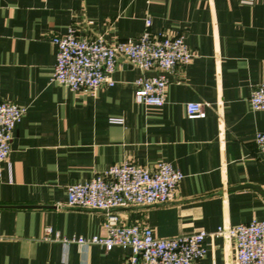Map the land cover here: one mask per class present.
I'll return each instance as SVG.
<instances>
[{"label": "crops", "instance_id": "crops-1", "mask_svg": "<svg viewBox=\"0 0 264 264\" xmlns=\"http://www.w3.org/2000/svg\"><path fill=\"white\" fill-rule=\"evenodd\" d=\"M147 17L152 33L182 34L193 51L166 72L162 105L136 100L141 69L123 55L114 83L94 93L52 79L53 34L73 24L79 35L132 40ZM261 81L264 0H0V99L26 108L10 168L0 163V264H129V247L63 241L106 232L104 211L64 204L66 186L123 160L168 161L184 176L167 202L117 207L120 223L169 237L264 218V157L254 141L264 108L249 101ZM187 101H203L206 115L188 117ZM205 242L196 264H235L231 240Z\"/></svg>", "mask_w": 264, "mask_h": 264}, {"label": "built area", "instance_id": "built-area-1", "mask_svg": "<svg viewBox=\"0 0 264 264\" xmlns=\"http://www.w3.org/2000/svg\"><path fill=\"white\" fill-rule=\"evenodd\" d=\"M252 4L254 0H240ZM145 19V29L132 40L107 41L101 33L92 37L79 35L73 24L64 33L51 36L56 45L52 79L71 89L86 88L91 93L105 82L114 83L112 72L118 57L123 55L141 69L133 79L136 100L149 105H162L165 100L166 72L178 63H186L193 55L182 34L152 33ZM148 70L155 73L146 74ZM249 101L253 108H264V81L251 89ZM25 106L0 99V163L10 168L13 130L25 112ZM188 117L206 115L203 101H187ZM110 120L121 121L120 117ZM257 149L264 157V131L254 135ZM2 169L0 166V175ZM183 172L168 161H159L153 168L131 160L109 165L85 181L66 186L65 205L76 208L99 209L105 212L106 232L90 237H63V241H77L85 245L99 243L106 249L114 245L129 247V264H196L207 248L208 235H222L234 245L235 264H264V218L252 217L237 224L222 223L213 231L199 229L169 237H158L143 223H120L115 209L120 206L151 205L173 198ZM47 226L46 231L50 232Z\"/></svg>", "mask_w": 264, "mask_h": 264}]
</instances>
